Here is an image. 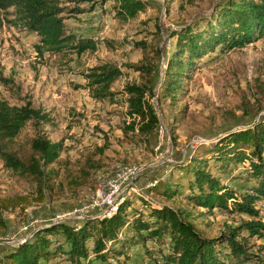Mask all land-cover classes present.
<instances>
[{"label":"rangeland","instance_id":"374dc122","mask_svg":"<svg viewBox=\"0 0 264 264\" xmlns=\"http://www.w3.org/2000/svg\"><path fill=\"white\" fill-rule=\"evenodd\" d=\"M141 1L145 4L143 12L133 19H121L115 15L117 0H62L65 8L77 10L65 14L67 32L78 37L90 36L96 42L93 52L81 56L70 52L65 57H38L34 50L37 37L14 26L11 11L0 10V99L16 106L30 101L53 119L51 124L37 129L26 124L15 147L21 156H27L29 142L39 134L51 142L62 143L58 160L49 168L55 174L43 190L44 201L24 210H0L5 225L0 231V257L8 248L22 244L54 222L73 225L78 221L74 212L97 193L101 182L118 166L143 168L133 184L135 192L129 197L137 208L139 196H152L151 189L167 173L181 180L178 166L190 158H205L206 149L198 148L200 144H215L230 132L264 121V38L215 59L208 57L196 62L175 99L163 98L166 57L175 43L171 33L190 24L204 27L205 20L223 0ZM103 66L118 68L121 75L109 87L113 97L97 100L94 94L99 86L88 76L98 73L95 70ZM134 67L148 70L140 73ZM9 79L12 82L5 84ZM149 80L153 85L147 100L159 125L147 140L138 134L137 126L135 132L128 129L131 118L126 114L124 90L127 84L140 85ZM240 170L236 167L231 175L218 174L222 183L236 194L246 193L252 185L244 175L235 177ZM12 196L34 200L38 188L35 182L6 169L0 160V198ZM180 199L183 201L177 197L169 201L156 197L154 201L196 216L195 225L203 236L217 237L227 226L240 222L237 214L219 210L209 213ZM256 207L264 214L263 201ZM96 213L90 211L86 215ZM52 240L62 241L59 236ZM163 242L167 243L168 237ZM254 244L264 248L260 241ZM161 249L167 252L166 246ZM259 254L264 256V249ZM159 256L158 247L147 240L132 247L128 259L120 257L118 262L162 264ZM115 260L111 259L110 264H115ZM41 264L68 262L60 253L47 261L42 259Z\"/></svg>","mask_w":264,"mask_h":264},{"label":"trees","instance_id":"16d2710c","mask_svg":"<svg viewBox=\"0 0 264 264\" xmlns=\"http://www.w3.org/2000/svg\"><path fill=\"white\" fill-rule=\"evenodd\" d=\"M116 3L115 15L121 19H133L145 10L141 0H117ZM0 10L11 11L8 13L13 18L12 24L37 37L34 50L38 57L45 54L65 57L70 52L81 56L96 49V42L90 36L78 37L67 32L65 14L77 10H68L62 0H0ZM171 37L175 43L166 57L161 88L162 97L173 100L182 83L190 78L196 62L208 57L215 59L264 38V0H223L205 20L204 27L190 24L172 32ZM134 69L140 73L148 70ZM95 71L98 73L88 76L99 86L94 97L112 98L109 87L121 75L120 70L103 66ZM152 85L149 80L140 85L127 84L124 90L126 114L131 118L128 129L135 132L137 126L138 134L147 140L159 125L147 100V96L151 97ZM52 121L48 112L30 101L16 106L0 99V160L6 169L35 182L38 188V197L34 200L26 196L0 198V210H24L44 201L43 190L55 174L49 168L58 160L62 143L51 142L39 134L29 142L27 156H21L15 144L26 124L31 123L37 129ZM213 143L198 146L205 148L208 156L190 158L177 167L181 180H175L169 172L151 189L152 196H139V207L135 208L127 198L109 218L83 219L73 225L54 222L22 244L8 248L0 257V264H41L42 259L47 261L60 253L66 256L68 264H82V261L110 264L111 259H116L115 264H122L118 262L120 257L128 259V251L147 240L158 247L162 264H264V256L259 254L264 248L254 244L264 243V214L256 207L257 203L264 202V121L230 132ZM236 167L242 171L236 178L244 175L252 181L246 193L236 194L219 178L221 173L231 175ZM156 197L168 201L176 197L183 201L180 199L183 198L187 205L203 211L219 210L237 214L241 219L217 237H206L195 225L196 216L180 208L163 206L154 201ZM4 226L0 216V231ZM58 236L61 242L52 240ZM165 237L168 242L164 244ZM52 246L56 247L53 251ZM162 246L167 247L166 253L161 251Z\"/></svg>","mask_w":264,"mask_h":264},{"label":"built area","instance_id":"2783aa9c","mask_svg":"<svg viewBox=\"0 0 264 264\" xmlns=\"http://www.w3.org/2000/svg\"><path fill=\"white\" fill-rule=\"evenodd\" d=\"M195 146L193 147V149ZM143 168L136 165L118 166L113 174L101 182L97 193L90 196L79 210L73 214L76 220L90 218H109L114 214L118 206L134 193L133 184L142 173ZM152 186V184L150 185ZM90 211H96L95 215H86Z\"/></svg>","mask_w":264,"mask_h":264}]
</instances>
